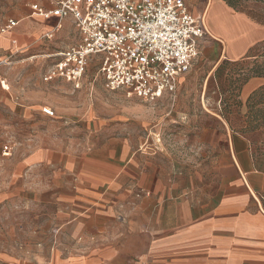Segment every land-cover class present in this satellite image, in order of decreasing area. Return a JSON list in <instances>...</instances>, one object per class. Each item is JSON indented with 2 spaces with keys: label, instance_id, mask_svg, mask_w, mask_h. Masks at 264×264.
I'll return each mask as SVG.
<instances>
[{
  "label": "crops",
  "instance_id": "crops-1",
  "mask_svg": "<svg viewBox=\"0 0 264 264\" xmlns=\"http://www.w3.org/2000/svg\"><path fill=\"white\" fill-rule=\"evenodd\" d=\"M22 4L30 9L29 15L21 7L16 19L0 27L17 22L16 28L0 34V48L9 47L0 58V71L12 66L20 53L17 31L26 19L41 24L43 40H52L63 25L70 34L73 24L79 41L57 56L81 43L73 19L59 23L34 15L32 6L53 10L55 0H22ZM207 11L195 16L204 19L208 37L223 45L215 67L264 44V26L223 0H209ZM0 84L4 92L10 91L6 81ZM260 85L261 80L253 78L243 94ZM35 143L24 153L25 145L17 148L18 166L25 172L22 181L34 192H49L55 200L49 205L54 227L44 248L47 256L37 264H264V163L244 137L226 138V158L220 166L216 161L212 170L221 177L219 192L217 184L186 183L185 169L171 166L170 159L163 167L154 161L151 167L141 166L132 160L127 141L117 138L110 141L114 147L104 146L79 158L72 151H59L55 143L49 148ZM13 151L0 129V160L8 161ZM213 155L217 160L218 153ZM125 160L133 166L124 167ZM6 177L0 175V180ZM0 262L21 264L5 258Z\"/></svg>",
  "mask_w": 264,
  "mask_h": 264
},
{
  "label": "rangeland",
  "instance_id": "rangeland-1",
  "mask_svg": "<svg viewBox=\"0 0 264 264\" xmlns=\"http://www.w3.org/2000/svg\"><path fill=\"white\" fill-rule=\"evenodd\" d=\"M208 2L186 0L193 15L208 13ZM242 6L255 17L264 13V6L255 1ZM21 7L28 10V16L30 9L22 0H0V27L15 18ZM212 21L215 23V17ZM70 29L69 34L63 25L52 40H43L41 24L24 20L17 31L20 53L12 66L0 71V81L10 88L4 92L0 84V129L14 148L8 161L0 160V175L8 176L0 180V259L39 263V258L47 256L44 248L54 227V211L49 206L55 203L53 195L34 192L22 181L25 172L18 166L17 148L23 145L22 153L34 142L42 148L55 143L59 151H72L79 158L104 146L114 147L110 141L117 138L127 141L132 160L141 166L151 167L154 161L163 167L170 159L171 166L185 169L186 183L217 184L218 192L221 177L212 170L216 161L220 166L226 158L229 135L247 139L254 156L264 163V98L249 100L264 86V79L258 78L261 85L249 95L243 94L253 78L246 84L244 80L264 59L257 64L256 58H246V54L215 67L223 45L206 35L199 41V55L182 77L177 93L146 102L125 91L108 90L97 57L89 62L79 88L62 81L45 83L43 77L57 62V53L79 41L73 24ZM8 49L0 48V58ZM262 54L264 48H258L256 55ZM261 69L264 71V65ZM44 108H51L55 117L46 116ZM214 153H218L217 160ZM128 160L123 161L124 167L133 166Z\"/></svg>",
  "mask_w": 264,
  "mask_h": 264
},
{
  "label": "built area",
  "instance_id": "built-area-1",
  "mask_svg": "<svg viewBox=\"0 0 264 264\" xmlns=\"http://www.w3.org/2000/svg\"><path fill=\"white\" fill-rule=\"evenodd\" d=\"M47 10L32 6L34 15L59 23L73 19L81 43L58 55L44 77L80 87L89 62L97 57L99 74L110 91H125L146 102L174 95L199 55L207 35L205 21L193 15L186 0H55ZM17 27L10 20L2 34ZM43 113L55 117L51 108Z\"/></svg>",
  "mask_w": 264,
  "mask_h": 264
},
{
  "label": "trees",
  "instance_id": "trees-1",
  "mask_svg": "<svg viewBox=\"0 0 264 264\" xmlns=\"http://www.w3.org/2000/svg\"><path fill=\"white\" fill-rule=\"evenodd\" d=\"M231 9H233L235 12L237 13H240V14H245L248 18H250L251 20L257 22L258 24L264 26V13L262 16L260 17H255L253 15H251L250 13H247L245 11L244 8H242L243 6V3H246V2H249V1H255L257 3H261L263 6H264V0H223ZM258 48H264V44L262 45H258L252 49L249 50L246 58H256V62L257 64H259L260 60H263L264 59V54L262 55H256V52L258 50ZM261 54V53H260ZM264 65V61H262L261 65L257 66V70L254 69V70H251L250 73L251 75H249L245 80H244V83L246 84L247 81L250 79V78H263L264 79V71L261 69ZM223 66V65H222ZM222 66H220L217 70V72L222 68ZM237 97H239L237 95ZM258 98L259 100L264 98V86L255 91L251 97L249 98L250 99H256Z\"/></svg>",
  "mask_w": 264,
  "mask_h": 264
}]
</instances>
